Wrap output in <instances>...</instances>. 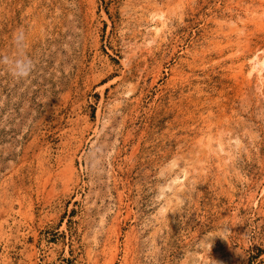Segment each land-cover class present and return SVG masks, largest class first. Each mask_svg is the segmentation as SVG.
I'll use <instances>...</instances> for the list:
<instances>
[{
    "label": "rangeland",
    "instance_id": "1",
    "mask_svg": "<svg viewBox=\"0 0 264 264\" xmlns=\"http://www.w3.org/2000/svg\"><path fill=\"white\" fill-rule=\"evenodd\" d=\"M24 56L0 264H264V0H0Z\"/></svg>",
    "mask_w": 264,
    "mask_h": 264
},
{
    "label": "clouds",
    "instance_id": "2",
    "mask_svg": "<svg viewBox=\"0 0 264 264\" xmlns=\"http://www.w3.org/2000/svg\"><path fill=\"white\" fill-rule=\"evenodd\" d=\"M16 40L22 45L23 34H18ZM0 63L8 65L12 74L17 78H27L34 70V64L27 56L17 58L15 60H10L8 57H4L2 60H0Z\"/></svg>",
    "mask_w": 264,
    "mask_h": 264
},
{
    "label": "bare ground",
    "instance_id": "3",
    "mask_svg": "<svg viewBox=\"0 0 264 264\" xmlns=\"http://www.w3.org/2000/svg\"><path fill=\"white\" fill-rule=\"evenodd\" d=\"M253 61H254L253 63H254L255 65L259 64V63H257V62H258V57H256ZM263 64H264V62H263Z\"/></svg>",
    "mask_w": 264,
    "mask_h": 264
}]
</instances>
